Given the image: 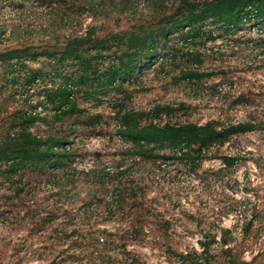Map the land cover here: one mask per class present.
Instances as JSON below:
<instances>
[{"label": "rangeland", "instance_id": "1", "mask_svg": "<svg viewBox=\"0 0 264 264\" xmlns=\"http://www.w3.org/2000/svg\"><path fill=\"white\" fill-rule=\"evenodd\" d=\"M109 3L0 0V51L32 46L37 53L0 61V141L15 131V115L46 113L37 102L52 83L22 85L27 69L47 70L43 50L60 49L89 27L97 35L125 31L143 12L142 1L131 12ZM257 22L234 30L209 24L212 38L202 34L200 42L172 39L177 50L164 48L122 93H78L85 114L32 123L41 136L64 132L67 156L53 169L21 172L12 187L0 176V264H264V32ZM191 67L205 74L182 79L180 70ZM124 112L138 114L139 126L250 127L185 151L147 145L166 156L150 158L118 131ZM96 114L93 126L85 123Z\"/></svg>", "mask_w": 264, "mask_h": 264}, {"label": "trees", "instance_id": "2", "mask_svg": "<svg viewBox=\"0 0 264 264\" xmlns=\"http://www.w3.org/2000/svg\"><path fill=\"white\" fill-rule=\"evenodd\" d=\"M133 1L135 0H110L109 6L117 12H131L135 9ZM138 1L143 3V12L127 30L97 35L95 29L89 27L82 34L66 37L60 49L51 46L43 50L49 63L46 71L41 68L27 69L24 72V87L35 85V82L44 79L52 84L43 88V98L37 102L46 113L42 116L40 113L31 115L27 112L15 115L12 123L15 126H12V130L15 131H10V136L7 135L0 141V176L10 187L16 184L15 179L22 178L21 172L53 169L62 165L67 156L65 145L68 143L64 132L41 136L30 131V125L37 119H43L48 124L50 120H46L47 117H51L53 121H61L85 114L77 102L78 93L82 99L104 97L111 91L122 93L125 83L129 82L134 73L151 65L164 48L177 50L178 44L175 41L168 46L172 39L181 38L184 45L185 41H202L201 37L205 34L206 38H212L213 29L205 28L209 24L223 30H234L240 24L258 20L256 24L264 32V0ZM32 49V46L6 48L0 51V61L11 64L12 59L16 62L25 57L34 59L37 53ZM192 59L193 64L201 63L200 58ZM68 66L75 69L65 70ZM23 67L12 72L21 73ZM204 74L199 68L180 70V77L188 81L198 80ZM136 115L138 114L134 112H124L118 131L137 147L133 148L135 154L150 158L166 156L152 152L153 148L148 152L143 148L147 145L185 151L190 150L195 143L202 148L207 142L223 140L245 126L250 127L249 124H238L219 133L210 124L160 126L150 122L139 126L134 122ZM99 118V114L89 115L84 121L93 126Z\"/></svg>", "mask_w": 264, "mask_h": 264}]
</instances>
